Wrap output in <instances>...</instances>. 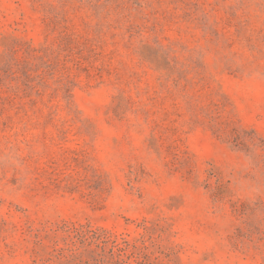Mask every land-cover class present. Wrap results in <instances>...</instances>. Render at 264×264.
Wrapping results in <instances>:
<instances>
[{"label":"rangeland","instance_id":"374dc122","mask_svg":"<svg viewBox=\"0 0 264 264\" xmlns=\"http://www.w3.org/2000/svg\"><path fill=\"white\" fill-rule=\"evenodd\" d=\"M0 264H264V0H0Z\"/></svg>","mask_w":264,"mask_h":264},{"label":"trees","instance_id":"16d2710c","mask_svg":"<svg viewBox=\"0 0 264 264\" xmlns=\"http://www.w3.org/2000/svg\"><path fill=\"white\" fill-rule=\"evenodd\" d=\"M114 236V235H113ZM111 236L109 237H106V238H102V237H96L97 238V241H100L101 243L105 244V245H108L109 243H113V244H116V240H111L110 239ZM116 239L117 237L114 236ZM116 246H120V244H116Z\"/></svg>","mask_w":264,"mask_h":264}]
</instances>
